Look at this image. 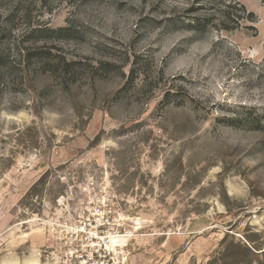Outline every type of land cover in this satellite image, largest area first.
Returning a JSON list of instances; mask_svg holds the SVG:
<instances>
[{"label": "rangeland", "instance_id": "rangeland-1", "mask_svg": "<svg viewBox=\"0 0 264 264\" xmlns=\"http://www.w3.org/2000/svg\"><path fill=\"white\" fill-rule=\"evenodd\" d=\"M235 1L226 31L218 0H0V264H264V0Z\"/></svg>", "mask_w": 264, "mask_h": 264}, {"label": "trees", "instance_id": "trees-1", "mask_svg": "<svg viewBox=\"0 0 264 264\" xmlns=\"http://www.w3.org/2000/svg\"><path fill=\"white\" fill-rule=\"evenodd\" d=\"M221 4L220 7L217 9V25L221 26L224 30H229V24L233 23L234 27L232 29H237L241 27L243 22H256V17L253 12H249L247 8L242 5L241 3L235 0H218ZM239 6V7H238ZM211 17L204 16L203 18L197 21V26L199 29H204L211 23ZM243 250H246V247L239 244Z\"/></svg>", "mask_w": 264, "mask_h": 264}, {"label": "built area", "instance_id": "built-area-1", "mask_svg": "<svg viewBox=\"0 0 264 264\" xmlns=\"http://www.w3.org/2000/svg\"><path fill=\"white\" fill-rule=\"evenodd\" d=\"M66 263L73 264V261L68 259Z\"/></svg>", "mask_w": 264, "mask_h": 264}, {"label": "bare ground", "instance_id": "bare-ground-1", "mask_svg": "<svg viewBox=\"0 0 264 264\" xmlns=\"http://www.w3.org/2000/svg\"><path fill=\"white\" fill-rule=\"evenodd\" d=\"M113 238V237H112Z\"/></svg>", "mask_w": 264, "mask_h": 264}]
</instances>
